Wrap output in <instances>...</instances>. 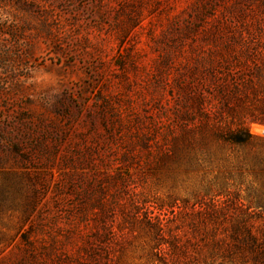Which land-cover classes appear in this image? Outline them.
Listing matches in <instances>:
<instances>
[{
  "label": "rangeland",
  "instance_id": "1",
  "mask_svg": "<svg viewBox=\"0 0 264 264\" xmlns=\"http://www.w3.org/2000/svg\"><path fill=\"white\" fill-rule=\"evenodd\" d=\"M262 131L264 0H0V264H196L200 203L264 214Z\"/></svg>",
  "mask_w": 264,
  "mask_h": 264
},
{
  "label": "trees",
  "instance_id": "2",
  "mask_svg": "<svg viewBox=\"0 0 264 264\" xmlns=\"http://www.w3.org/2000/svg\"><path fill=\"white\" fill-rule=\"evenodd\" d=\"M237 132L244 134V128ZM238 134L225 141L238 147L250 144L248 134L245 138ZM228 197L221 202L200 203L187 215L183 226L189 241L181 248L178 240L170 237L168 247L174 256L184 257L191 250L196 264H264V214L244 203L238 194ZM157 232L164 238V226L158 224Z\"/></svg>",
  "mask_w": 264,
  "mask_h": 264
},
{
  "label": "built area",
  "instance_id": "3",
  "mask_svg": "<svg viewBox=\"0 0 264 264\" xmlns=\"http://www.w3.org/2000/svg\"><path fill=\"white\" fill-rule=\"evenodd\" d=\"M260 134H261V136H264V131H262Z\"/></svg>",
  "mask_w": 264,
  "mask_h": 264
}]
</instances>
